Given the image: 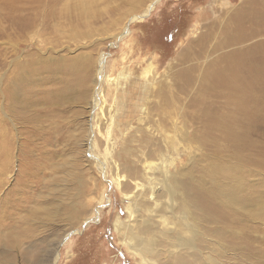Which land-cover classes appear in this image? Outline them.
<instances>
[{
	"label": "rangeland",
	"instance_id": "1",
	"mask_svg": "<svg viewBox=\"0 0 264 264\" xmlns=\"http://www.w3.org/2000/svg\"><path fill=\"white\" fill-rule=\"evenodd\" d=\"M14 1L10 15L0 0V197L10 191L0 210V264H140L117 231L129 221L123 199L133 186L119 188L99 164L114 162L104 156L107 115L91 105L102 80L99 64L104 60L107 76L103 100L122 109L120 89L150 68L165 75L209 25L224 21V12L243 1ZM151 2L148 16L131 20ZM169 71L170 89L158 93L154 85L145 96L126 95L132 117L115 135L121 164L135 167L144 153L164 145L140 128L139 117L147 114H138L136 102L143 96L147 112L170 128L157 105L165 108L175 92L191 130H204V108L198 119L193 104L201 85L180 93L185 85L177 70ZM261 100L248 117L216 100L210 113L219 125L209 131L212 142L184 153V167L194 170L209 198L202 235L185 264H264V95ZM169 245H162L156 264H173Z\"/></svg>",
	"mask_w": 264,
	"mask_h": 264
},
{
	"label": "bare ground",
	"instance_id": "2",
	"mask_svg": "<svg viewBox=\"0 0 264 264\" xmlns=\"http://www.w3.org/2000/svg\"><path fill=\"white\" fill-rule=\"evenodd\" d=\"M241 2L237 9L224 12V21L209 25L207 32L191 43L189 50L180 53V56L177 54L179 57L176 62L170 64L171 72L175 73L177 70V78L185 85V88L180 87V93L187 94L192 85L196 84L197 87L201 85L200 89H196L200 94L193 97L198 119L201 107L204 108L202 116L204 130L200 134L197 131L195 134L191 130L192 125H188L189 116L184 112L182 99H179L175 92L169 93L165 108L157 105L159 110L162 109L165 120H171L170 128L168 124L161 122L160 116L156 119V115L150 114L144 108L142 99L149 86L158 85V93L170 89L168 80L170 68L162 77H157V72L150 68L143 73V78L137 79L138 82L132 80L128 86L126 84L124 90L120 89L121 98H117V103L122 107L120 109L106 105L103 100L102 86L107 76L104 75V60L99 64L102 80L96 88L91 105L107 115L105 118L107 129L102 135L105 144L104 156L108 160H114L110 165H107L108 161H101L99 164L113 175L114 182L119 188L133 186L134 191L126 193L123 199L129 203V221L120 223L117 231L128 250L140 257V264H156L161 257V247L164 243L170 244L168 260L173 261V264H185L186 255L194 251L190 249H196V243L202 235L200 222L205 219L203 216L205 210L208 213L209 198L201 189L198 179L194 177V170L189 168V173L188 168L184 167V153L193 152L207 141L212 142L209 131L219 125V120L210 113L214 102L218 100L217 102L226 104L228 110L233 108L243 114L246 113L247 117L252 109H259L262 102L264 0ZM2 4L7 14L13 15L15 1L6 0ZM152 4L151 2L143 10L144 13L141 14L144 15L134 16L131 20L142 21L141 19L154 9L155 6ZM72 14L68 12V17L73 18L74 15L78 17L80 13L75 11L74 15ZM70 22L74 24L72 20ZM21 28L29 29L31 24ZM116 38L118 39V36ZM119 38L123 39V35ZM96 83L98 84L97 80ZM136 92H144L142 99L139 102L135 101L138 108L136 110L140 116L143 111L147 114V118L139 117L142 125L139 127L160 138L158 141H162L164 145L156 146L155 149L144 153L135 167H129L117 159L118 143L115 135L123 119L132 117L126 115L128 111L126 95L128 98V94L132 93L133 98L137 95ZM199 96L204 100L201 101ZM232 120V123L239 122L238 119ZM127 137L128 134L123 133L122 141ZM9 195L10 191L2 193L0 210L6 204Z\"/></svg>",
	"mask_w": 264,
	"mask_h": 264
}]
</instances>
